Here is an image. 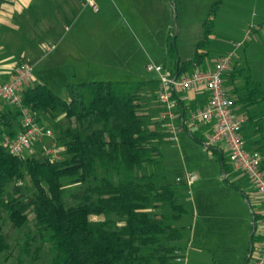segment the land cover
<instances>
[{
    "label": "rangeland",
    "instance_id": "rangeland-1",
    "mask_svg": "<svg viewBox=\"0 0 264 264\" xmlns=\"http://www.w3.org/2000/svg\"><path fill=\"white\" fill-rule=\"evenodd\" d=\"M36 2L40 8L37 5L33 9L35 12L30 17V33L39 36L40 45L38 59L33 61L32 83L48 86L62 99H67V84L154 82L158 76L147 70L149 63L178 70V58L183 61L194 58L195 46L204 39V24L210 18L213 20V34L206 47L208 61L217 62L235 54L224 76L226 91L234 99L235 105L238 96L234 94V84H231L228 73L251 69L254 77L264 82V0H94L97 10L86 0ZM52 6L55 11L61 7L66 9L59 17L46 15ZM212 10L215 13L211 17ZM176 27L178 37L174 44ZM47 32H50L49 37L46 36ZM46 45L56 46V50L46 52ZM175 51L178 53L177 59L174 58ZM200 69H206L204 64ZM237 84H241L240 79ZM146 98L143 96L142 101ZM146 108L148 106H145L143 114L147 127L168 133L163 122L158 120V114L148 115ZM235 112L243 121V135L248 148L263 151L264 129L262 132L259 130L260 127L264 128V121L249 126L246 111L236 105ZM34 116L45 129L52 132V137H44L35 142L22 158L46 160L48 150L56 146L61 152L59 160L65 159L66 148L61 138L62 131L69 127L70 122L64 115L57 122L43 114ZM208 127L195 124L190 129L208 130ZM178 135L176 142L166 141L160 146L162 158L155 157L153 163L136 172L140 180L147 177V182L151 180L158 186L174 184L180 202L188 211L190 209L196 213L195 241H192L190 248L187 239L179 243L181 245L175 256H184L182 264H245L250 254L253 216L244 195L225 182L218 152L206 149L186 131L178 132ZM207 136H203L204 142ZM224 153L229 165L228 154ZM230 174L229 182L238 183L248 195L254 193L253 190H247L251 189V185L243 173L231 167ZM191 175L198 179L188 185ZM101 176L102 171L98 169L97 178ZM237 176L242 177L238 180ZM114 179L117 183L121 181L116 176ZM89 184L95 185L96 179L88 184L64 180L66 205H76L79 200L75 195ZM18 188H21L25 198L36 193L27 176ZM17 196L14 185H9L5 192L6 200ZM249 197L254 210L262 216L256 231L257 236H260L257 242L259 245L264 234V206L261 199L254 195ZM155 211L165 222H169L165 219L171 214L168 206H158ZM191 219V216L185 217L180 224L174 225L183 226L190 235ZM91 220L104 218L92 216ZM35 224L33 215H30L27 224L16 229L10 223L7 212L0 209V232L10 245V250L0 256V264H50L49 244L44 246L37 257L33 254L40 247L41 239ZM29 235H35L38 239L32 244V254L28 256L22 254V248Z\"/></svg>",
    "mask_w": 264,
    "mask_h": 264
},
{
    "label": "trees",
    "instance_id": "trees-1",
    "mask_svg": "<svg viewBox=\"0 0 264 264\" xmlns=\"http://www.w3.org/2000/svg\"><path fill=\"white\" fill-rule=\"evenodd\" d=\"M5 2L0 0V11ZM214 13L212 10L211 17ZM212 26L210 18L204 24V39L196 44L193 59L176 60L178 72L201 68L208 60L206 47L213 34ZM174 56L177 59V51ZM228 76L238 96L236 105L246 111L248 125L264 121V82L257 80L251 69L233 70ZM149 83L67 84V99L43 84L27 87L23 103L34 115L43 114L56 122L64 115L70 122L61 138L66 148L65 159L55 162L24 160L9 154L1 142L4 135L13 137L19 133H13L12 129L14 122L21 120V112L2 105L6 111L0 112V209L7 212L16 229L23 228L33 215L41 236L40 247L33 252L36 257L49 244L50 264L176 263L178 244L186 239L189 242L190 235L186 228L174 224L187 217L188 208L180 202L174 184L158 186L151 180L147 182V177L140 180L136 176L155 157H163L160 146L170 138L168 133L150 130L145 122L141 95ZM263 129L260 127L259 131ZM192 137L197 143H204L195 135ZM212 150L221 155L220 161L228 173L224 152ZM98 169L102 171L100 178ZM26 176L36 189L29 198L18 188ZM114 176L121 181L117 183ZM93 179L95 185L89 184L75 195L79 202L67 206L64 180L88 184ZM225 182L240 191L228 179ZM12 184L18 196L6 200V189ZM158 206L171 209L165 218L168 223L155 211ZM255 214L259 223L262 216L256 211ZM92 216L104 220L93 221ZM37 239L29 235L22 254L31 255ZM259 239L255 233L253 253ZM9 250L6 237L0 232V256Z\"/></svg>",
    "mask_w": 264,
    "mask_h": 264
},
{
    "label": "built area",
    "instance_id": "built-area-1",
    "mask_svg": "<svg viewBox=\"0 0 264 264\" xmlns=\"http://www.w3.org/2000/svg\"><path fill=\"white\" fill-rule=\"evenodd\" d=\"M86 1L97 10L94 0ZM55 50L56 46L46 48V52ZM234 57L235 54H230L218 60L213 69L194 68L195 70L189 72H179L178 78H175L177 69L159 67L154 63H149L147 70L158 76V101L164 109L161 119L165 130L170 135V141L178 140L179 129L176 121L182 120L183 125L189 128L195 124L209 126L211 131L205 143L228 154L231 167L247 177L252 190L260 196L264 206V152L248 148L243 135V121L236 114L235 101L225 88L224 76ZM33 79V67L25 64L19 67L13 77L0 87V108L2 105H9L21 112L22 127L19 133L13 137L4 135L1 142L13 156L22 157L35 142L44 137H52V132L45 129L23 103V91L30 86ZM202 89L209 93V103L192 111L185 121V114L182 115L178 111L179 102L182 99L180 95ZM60 153V150L53 146L47 152V159L52 162L58 161ZM196 179L195 175H191L188 179L189 184ZM250 260V264H264V234ZM182 261V257H176L177 263H182Z\"/></svg>",
    "mask_w": 264,
    "mask_h": 264
},
{
    "label": "crops",
    "instance_id": "crops-1",
    "mask_svg": "<svg viewBox=\"0 0 264 264\" xmlns=\"http://www.w3.org/2000/svg\"><path fill=\"white\" fill-rule=\"evenodd\" d=\"M36 1H46L51 2L55 0H6L5 4L2 6V10L0 11V87L8 82L14 75L15 71L21 67L22 65L28 64L33 67V61L37 60V51H38V45H40V41H38V37H35L34 35H31L30 33V17L33 16L34 12L33 9L38 5ZM66 1V0H64ZM53 3V2H52ZM51 3V4H52ZM49 5V4H47ZM37 8H40V4L37 6ZM51 9L53 11H51ZM49 11L46 12V15L49 16H56L59 17L61 14L63 15L66 7H61L59 10H56L51 8ZM37 11V10H36ZM58 11V12H57ZM46 36H50V32H47ZM45 36V37H46ZM42 45V44H41ZM52 46V45H51ZM48 46H45V50ZM37 49V50H36ZM216 65V60L214 61H206L204 63V67L206 69L214 68ZM30 86H35L33 83H31ZM158 81H154L148 84L146 90L142 93V97H147V100H143L144 105L148 108V115L149 114H155V116L158 114V120L161 122L163 121L161 119V115L163 113V107L160 105L158 101ZM150 88V89H148ZM149 91V92H148ZM149 93V94H148ZM180 97L182 98L179 102L178 111L180 114H185V121L188 119L189 114L201 107H204L207 105L210 101V95L207 92V90H194L187 94H181ZM155 98V100H154ZM156 108L154 110L153 108ZM158 104V107H157ZM6 109L4 106L0 108V112H4ZM176 126L179 129V132L186 131L191 136L195 135L197 138L203 140V136H207V133H210L211 129L208 127L207 129H194L191 130L189 127H185L183 124V121H176ZM163 124V123H162ZM189 126V125H188ZM22 122L19 120L18 122H14L12 132L18 133L21 130ZM208 131V132H207ZM165 132V131H164ZM166 133V132H165ZM179 138V135H178ZM193 138V137H192ZM166 143H171L170 139L166 140ZM205 143V142H204ZM203 143V144H204ZM225 154V153H224ZM215 161V158L213 159ZM217 163V162H215ZM227 163V162H226ZM222 164V163H221ZM222 168L223 165H221ZM228 166V173H226V179H230L232 174L231 172V165L227 163ZM225 170V169H224ZM242 173V172H241ZM245 176V175H244ZM242 176H237L236 178L239 180ZM247 179V177L245 176ZM198 179V178H197ZM197 179L194 181L196 182ZM224 179V180H226ZM179 181V179H178ZM248 181V179H247ZM192 182V183H194ZM235 185L239 186L241 193L245 196H256L257 199H261L260 196L257 193H245V191L241 190L240 185L238 183L232 181ZM191 183V184H192ZM188 185L189 182H187ZM233 189V188H232ZM235 190V189H234ZM247 190H252V188H248ZM250 200V197H249ZM251 203V202H250ZM252 206V204H251ZM191 212V214H190ZM192 217L189 229H190V239L188 242V246L190 248V244L192 241H195V218L196 213L195 211H192L189 209V214L187 217ZM181 245V244H180ZM179 245V246H180ZM182 252V251H181ZM182 263H184V256H182ZM179 263V264H182Z\"/></svg>",
    "mask_w": 264,
    "mask_h": 264
},
{
    "label": "water",
    "instance_id": "water-1",
    "mask_svg": "<svg viewBox=\"0 0 264 264\" xmlns=\"http://www.w3.org/2000/svg\"><path fill=\"white\" fill-rule=\"evenodd\" d=\"M178 37V30H177V27L175 28V34H174V37H173V43L175 44L176 43V39ZM180 60V58H178V61ZM179 76V72L176 73V76L175 78H178ZM203 146L206 148V149H213L212 147H210L208 144L204 143ZM223 178L226 179V172L223 168ZM245 200H246V203L247 205L249 206V209H250V212L253 216V231H252V234H251V237H250V247H249V251H250V254L248 256V258L250 259L252 254H253V246H254V242H253V236L254 234L256 233L257 231V227H258V222H257V216L251 206V203H250V200H249V197L248 196H245L244 197ZM248 262H246L245 264H247Z\"/></svg>",
    "mask_w": 264,
    "mask_h": 264
}]
</instances>
